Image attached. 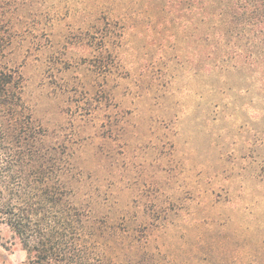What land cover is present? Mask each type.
I'll use <instances>...</instances> for the list:
<instances>
[{
    "label": "rangeland",
    "instance_id": "rangeland-1",
    "mask_svg": "<svg viewBox=\"0 0 264 264\" xmlns=\"http://www.w3.org/2000/svg\"><path fill=\"white\" fill-rule=\"evenodd\" d=\"M161 2L30 0L31 36L15 41L13 55L28 101L53 141L83 144L80 201L94 193L97 213L117 221L129 206L135 224L162 206L172 225L155 240L161 264H264L258 74L201 68L193 38L184 43ZM109 32L105 79L86 42L100 47ZM0 264H28L3 224Z\"/></svg>",
    "mask_w": 264,
    "mask_h": 264
},
{
    "label": "trees",
    "instance_id": "trees-1",
    "mask_svg": "<svg viewBox=\"0 0 264 264\" xmlns=\"http://www.w3.org/2000/svg\"><path fill=\"white\" fill-rule=\"evenodd\" d=\"M32 5L0 0V224L19 239L28 264H161L155 240L172 225L161 218L162 206L145 209L139 224L126 216L129 206L119 221L111 211L99 215L94 193L78 198L85 177L76 155L83 144L53 141L35 116L23 63L13 57L15 41L30 39ZM158 10L184 31V43L193 38L201 68L209 62L211 71L253 69L264 114V0H162ZM110 38L105 34L100 47L86 42L97 53L91 66L105 79L114 65L107 59ZM258 140L264 144V130Z\"/></svg>",
    "mask_w": 264,
    "mask_h": 264
}]
</instances>
